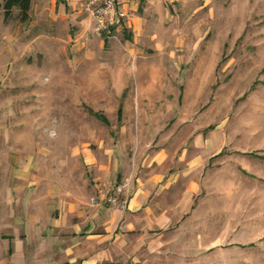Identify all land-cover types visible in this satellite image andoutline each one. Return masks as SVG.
<instances>
[{
    "label": "rangeland",
    "instance_id": "1",
    "mask_svg": "<svg viewBox=\"0 0 264 264\" xmlns=\"http://www.w3.org/2000/svg\"><path fill=\"white\" fill-rule=\"evenodd\" d=\"M158 6L138 32L122 30L133 16L97 32L85 10L73 26L1 10L0 150L163 153L178 179L161 202L187 213L127 233L117 264H264V0Z\"/></svg>",
    "mask_w": 264,
    "mask_h": 264
},
{
    "label": "crops",
    "instance_id": "2",
    "mask_svg": "<svg viewBox=\"0 0 264 264\" xmlns=\"http://www.w3.org/2000/svg\"><path fill=\"white\" fill-rule=\"evenodd\" d=\"M163 1L129 0L127 9L134 15L122 30L138 32ZM29 12L79 25L81 0H31ZM195 142L205 145L202 138ZM27 144L22 152L9 147L0 150V264H117L113 257L120 254L127 233L141 226L166 228L187 213L170 196L171 205L161 202L178 179L170 170L164 171L171 164L163 153L142 162L116 147L115 151L84 150L73 158L50 146L34 151ZM199 152L195 149L188 154L191 158H179L184 167L181 177L195 176L187 179L185 201L198 189L195 164H206L193 157ZM102 182L126 184L124 212L89 204ZM192 253L200 255L196 250ZM127 264H147V260Z\"/></svg>",
    "mask_w": 264,
    "mask_h": 264
},
{
    "label": "built area",
    "instance_id": "3",
    "mask_svg": "<svg viewBox=\"0 0 264 264\" xmlns=\"http://www.w3.org/2000/svg\"><path fill=\"white\" fill-rule=\"evenodd\" d=\"M128 3L129 0H81V8L93 18L97 32H109L133 16L127 9ZM125 187L123 183L102 182L97 185L89 204L96 208L108 206L124 212L127 209Z\"/></svg>",
    "mask_w": 264,
    "mask_h": 264
},
{
    "label": "trees",
    "instance_id": "4",
    "mask_svg": "<svg viewBox=\"0 0 264 264\" xmlns=\"http://www.w3.org/2000/svg\"><path fill=\"white\" fill-rule=\"evenodd\" d=\"M31 0H0V11L4 12L5 20L9 19L13 9H18L22 21L28 17ZM103 121L106 120L100 117Z\"/></svg>",
    "mask_w": 264,
    "mask_h": 264
}]
</instances>
